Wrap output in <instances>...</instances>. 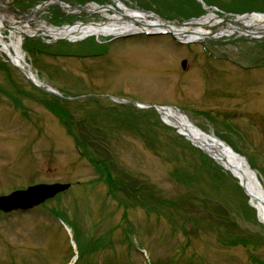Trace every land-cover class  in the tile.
Masks as SVG:
<instances>
[{
	"label": "rangeland",
	"instance_id": "1",
	"mask_svg": "<svg viewBox=\"0 0 264 264\" xmlns=\"http://www.w3.org/2000/svg\"><path fill=\"white\" fill-rule=\"evenodd\" d=\"M59 1H69L72 6L88 2ZM121 1L134 10L163 15L164 21L174 24L208 13L203 9L205 3L226 13L225 18L264 14V0ZM89 2L107 6L112 1ZM0 5L32 16L39 8L31 18L33 28L40 19L60 27L104 20L99 14L63 11L53 0H1ZM0 14L6 11L0 8ZM2 32L7 38L8 29ZM27 42L34 47L26 49L28 62L41 81L66 97L99 95L98 101L90 102L98 110L113 107L100 98L110 95L134 103L176 107L193 125L251 160L264 183V38L235 35L179 44L171 34H138L69 43L40 35ZM183 61L188 63L185 70ZM51 102L52 96L34 91L19 69L0 59V196L30 185L72 184L70 191L43 207L0 214V264H74L71 239L80 250L81 242L104 236L112 249H102L99 244L81 264H200L193 252L205 264H253L251 257L264 263V228L256 222L237 182L188 142L174 140L175 130L161 123L154 111L144 117L149 126L139 116L137 123L133 120L145 134L157 128L160 141L153 147L129 131L126 121L132 115L96 113L103 116L101 126L108 119L124 122L113 130L106 126L107 142L111 155L130 178L145 184V197L155 195L158 201L183 206L179 208L182 214L170 216L161 211L148 215L145 209L134 207L124 217L125 210L117 203L124 196H106L107 188L98 181L87 153L79 155L73 138L48 110ZM66 111L85 117L74 106ZM203 206L226 208L229 234L245 236L251 247L224 244L218 238L219 227ZM196 210L202 213H194ZM59 216L75 223L78 233L70 224L71 235ZM188 220L197 226L189 225ZM124 229L132 233L128 239Z\"/></svg>",
	"mask_w": 264,
	"mask_h": 264
},
{
	"label": "bare ground",
	"instance_id": "2",
	"mask_svg": "<svg viewBox=\"0 0 264 264\" xmlns=\"http://www.w3.org/2000/svg\"><path fill=\"white\" fill-rule=\"evenodd\" d=\"M111 1V4L104 7L95 3L88 4L85 7L88 13L99 14L104 20L79 21L62 28L53 27L44 21H40L37 27L33 28L30 22L34 16L25 17L23 21L14 24L8 16L0 14V29H2L3 24L4 26L10 25L9 42L4 40L0 31V52L9 55L13 64L23 70L34 83L38 84L42 81L28 62L26 53L22 48L24 39L27 36L47 35L53 40H65L75 43L89 38L117 39L141 33L170 32L176 36L180 43L190 44L207 39L211 36L213 28H216V39L235 35L252 38V35L247 33L254 34L253 32L256 30H260L258 32L259 36L264 35L263 14L246 15L239 17L236 21L227 22L211 12L201 20H194L193 24L177 26L171 23L168 24L155 15L134 10L121 0ZM53 2L57 3L58 1L54 0ZM69 3L68 1V3L64 4L71 6ZM66 11L69 13L77 12L75 9H66ZM164 121L214 157L217 161L216 163L222 165L223 168L225 167L236 179L243 182L245 195L248 197L251 207L256 211L258 221L264 226V193L251 176V173L242 167L237 159L230 156L227 157L229 154L212 141L215 139L214 136L207 137L200 134L182 114L174 110H167L166 115H164Z\"/></svg>",
	"mask_w": 264,
	"mask_h": 264
},
{
	"label": "trees",
	"instance_id": "3",
	"mask_svg": "<svg viewBox=\"0 0 264 264\" xmlns=\"http://www.w3.org/2000/svg\"><path fill=\"white\" fill-rule=\"evenodd\" d=\"M32 46V44H30ZM88 103V102H87ZM60 104V106H59ZM69 106H74V103H69L66 101H58L57 104L51 102L47 104V108L56 115L62 123L67 127L72 136L75 139L77 147L81 149L83 152L87 153L89 157L92 158V164L95 172L99 176V181L104 182L107 188V195L111 196L113 199L117 197V194H122L124 196V200H117L118 204L125 209V213H127L130 209L134 207H140L145 209L146 212L149 213H157L161 211L166 216H170L174 212L178 214H182V211L179 208H182V205L177 203H168L165 201L157 200L155 195H151L150 197L146 196V187L144 183H141L137 180L131 179L130 175L125 171L124 166L117 161L110 152L108 145V136L106 137V126L110 127L112 130L114 127H118V123H124L120 118H117L116 121L113 119H108L105 123V126H101L99 121L103 116H99L98 112H103V109H92L85 108L84 113L85 117L79 118L74 114L70 113L68 110ZM65 108L66 110H63ZM131 109V108H129ZM105 113V112H104ZM121 113V112H119ZM127 116H130V119L126 121L128 125L129 131L137 132L139 136H141L146 145L149 147H153L159 139V131H157L156 127L151 128V134H145L142 130H138L133 123V120L138 122V118L149 126V124L144 122V117L149 116V112H139L136 110H129L125 112ZM135 117V118H134ZM109 124V125H107ZM148 129V128H147ZM158 137V138H157ZM175 139H179L183 142L179 136H175ZM188 144V143H187ZM189 145V144H188ZM193 150V149H192ZM110 153V154H109ZM201 157L207 160L208 158L201 153ZM207 158V159H206ZM251 162V161H250ZM252 163V162H251ZM207 164V163H206ZM252 168L256 169V166L252 163ZM221 170L220 168H218ZM210 170H214V168H210ZM217 171V169L215 168ZM220 175V174H219ZM194 206V203H192ZM195 207V206H194ZM204 207V206H203ZM205 208L206 215H209V219L213 221V224L219 228H217L218 238L224 240V244L229 245L231 248L237 246H243V248L249 249L251 247L249 239L245 238V236L239 238V236H232L229 234L230 229L227 230L229 221L227 218V211L222 207H213L212 210ZM194 213H202L201 210H196ZM126 216V214H125ZM188 224L193 227L197 226L193 222L188 220ZM234 225V224H233ZM235 226V225H234ZM236 227V226H235ZM195 233V231L191 232ZM190 233V236H191ZM223 234V235H222ZM186 235H189L186 233ZM187 237V236H186ZM101 240H97L93 242L91 247H88V250L96 248ZM250 254V253H249ZM251 256V255H250ZM251 261L253 264H264L263 262L257 261L256 259L251 257Z\"/></svg>",
	"mask_w": 264,
	"mask_h": 264
},
{
	"label": "water",
	"instance_id": "4",
	"mask_svg": "<svg viewBox=\"0 0 264 264\" xmlns=\"http://www.w3.org/2000/svg\"><path fill=\"white\" fill-rule=\"evenodd\" d=\"M226 21L233 22L232 20H226ZM183 25H186V24H183ZM258 32H260V30H256L255 32H253L254 34L252 33H249V34L254 35L252 36L253 39H258L260 38L258 36ZM213 33H216V28H213ZM214 35L215 34L211 36H214ZM186 65H187V62L186 61L183 62L184 68H186ZM40 88L49 93L58 95L56 92L52 90L45 89L44 87H40ZM118 102H122V101H118ZM154 109L159 113L160 116H163L165 114L163 112L164 108L162 107L154 106ZM213 141L214 143H217L219 146H221L223 150L226 151L227 154H229V155L226 154L227 157L230 156L232 158L237 159L240 162L241 166L247 169L251 173V176L257 182L258 186L261 188V185L257 180L255 172L251 170L245 158L234 153L230 148L225 147V145L222 144L221 142L217 140H213ZM198 148H201V147H198ZM204 153L209 155L206 151H204ZM240 185L245 191V187L242 181L240 182ZM69 188H70V185H65V184L33 186V187L28 188L26 191H18V192L11 194L8 197H1L0 198V211L8 213V212L15 211V210H29V209L35 208L45 203L46 201L50 199H53L58 194L65 192Z\"/></svg>",
	"mask_w": 264,
	"mask_h": 264
}]
</instances>
